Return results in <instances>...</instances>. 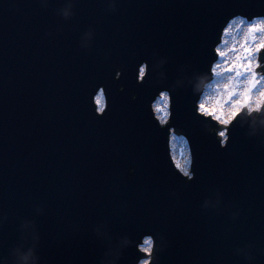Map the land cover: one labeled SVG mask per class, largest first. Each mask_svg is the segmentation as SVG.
I'll use <instances>...</instances> for the list:
<instances>
[{
    "label": "water",
    "instance_id": "obj_1",
    "mask_svg": "<svg viewBox=\"0 0 264 264\" xmlns=\"http://www.w3.org/2000/svg\"><path fill=\"white\" fill-rule=\"evenodd\" d=\"M237 13L264 14V0H0V261L33 248L39 264H99L125 236L150 235L160 264H246L235 249L247 244L264 264V147L233 125L220 150L177 89L170 126L188 140L186 182L168 125L149 111L152 74L136 83L153 53L167 59L163 88L188 75L181 65L207 71ZM236 35L233 25L223 39ZM169 147L187 170L184 139ZM135 258L133 247L118 264Z\"/></svg>",
    "mask_w": 264,
    "mask_h": 264
},
{
    "label": "clouds",
    "instance_id": "obj_2",
    "mask_svg": "<svg viewBox=\"0 0 264 264\" xmlns=\"http://www.w3.org/2000/svg\"><path fill=\"white\" fill-rule=\"evenodd\" d=\"M110 11H115L114 5L110 7ZM249 15L237 13L223 22L219 32V43L212 48L215 59L209 64L207 71L189 74L190 68L181 65V70L188 75L178 76L169 87L163 88L162 84L166 79L163 71L167 63L166 58L153 53L150 62L144 61L138 66L139 78L137 79L136 75V83L143 84L151 73L152 78L149 82L159 89L149 103V111L156 124V107L159 103L169 117L168 127L183 135L182 131L170 126L171 99L177 89H188L196 98L195 116L204 122V131L215 138L220 150L227 147L229 131L233 125L245 130L246 137L256 138L264 147V61L260 55L264 51V14ZM61 16L68 19L71 12L65 10ZM233 25L237 35L234 37L235 43L230 44L223 37L229 34V28ZM120 75L121 70L117 68L113 80ZM131 99L135 101L136 96L133 95ZM105 112L94 108V115L97 118L103 117ZM191 165L192 155L189 168L182 173V178H187L186 182L194 179L195 174L191 171ZM237 216L238 213L233 219ZM20 229L25 236L38 239L31 222L22 221ZM93 235L99 238L100 230L93 229ZM146 240L151 241V244H146ZM133 247L136 258L131 264H160L159 253L163 249L154 243L152 236L143 239L139 244H134L130 237L125 236L116 247L105 252L99 264H118L125 251ZM252 249L253 245L247 244L243 248L235 249V254L242 256L246 264H253L255 257ZM259 251L264 253V249ZM11 255L14 257L13 264H39L33 248L26 251L13 248ZM0 264L6 262L0 261Z\"/></svg>",
    "mask_w": 264,
    "mask_h": 264
},
{
    "label": "snow or ice",
    "instance_id": "obj_3",
    "mask_svg": "<svg viewBox=\"0 0 264 264\" xmlns=\"http://www.w3.org/2000/svg\"><path fill=\"white\" fill-rule=\"evenodd\" d=\"M98 103H99V101H98ZM164 109L161 107V106H159V103H158V106L156 107V112H162ZM178 167H179V165H178ZM183 172H185L186 170H182ZM145 243L146 244H151V241H145Z\"/></svg>",
    "mask_w": 264,
    "mask_h": 264
}]
</instances>
